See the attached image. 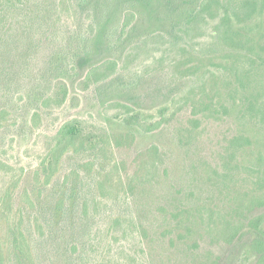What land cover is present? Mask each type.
Returning <instances> with one entry per match:
<instances>
[{
  "label": "rangeland",
  "instance_id": "obj_1",
  "mask_svg": "<svg viewBox=\"0 0 264 264\" xmlns=\"http://www.w3.org/2000/svg\"><path fill=\"white\" fill-rule=\"evenodd\" d=\"M201 1L0 0V264H257L264 0Z\"/></svg>",
  "mask_w": 264,
  "mask_h": 264
},
{
  "label": "trees",
  "instance_id": "obj_2",
  "mask_svg": "<svg viewBox=\"0 0 264 264\" xmlns=\"http://www.w3.org/2000/svg\"><path fill=\"white\" fill-rule=\"evenodd\" d=\"M182 0H168L172 5H179ZM213 0H202L201 1V8L199 11H203L208 3ZM197 13L191 15L188 18V21H192L194 16L197 17ZM137 19V14L134 10L128 9L126 11L124 20L122 21V34L125 33L126 29ZM85 61L84 63L87 62L88 57L84 58ZM112 61L107 60L105 63L106 65L110 64ZM100 66H96L95 68H99ZM95 68H92L89 73L87 74V77H90L93 72H95ZM61 89V92L59 91ZM55 94H58L57 96H53L51 98H47L44 100L45 105H51L50 103H55L56 106H61L64 104L67 100L68 97V86L65 81L59 80L57 82V91ZM47 101H50L48 103ZM130 111L134 110L133 107L131 106H126ZM136 117V116H133ZM161 125V122H155L153 124H146L145 125V130L147 131H154L158 129ZM83 129L81 128V124L78 122V120H71L65 124H63L57 133L56 137H54V141L49 149V153L46 155L45 159H49L48 167L50 168L51 166L54 165L56 162L55 155L56 152L61 153L70 145H73L74 141L78 139V137L81 135ZM261 138H258L259 141L264 142V133H260ZM133 138V135L131 133L128 134V137ZM46 161V160H45ZM44 163V162H43ZM48 183V181L46 182ZM249 219L243 221V226L237 227L236 230H240L239 232L242 233L243 236H246L247 241L250 246V250L256 255L257 257V264H264V213H261L257 216L254 217H247ZM244 229V230H243ZM238 232V233H239ZM239 233V234H240ZM236 233L232 234L230 238L228 239V244L232 243L233 240L237 235ZM25 240L23 238V233L20 234V239L18 240L16 246V255L20 257L21 261L23 262L26 260V251H25ZM227 254V252H226ZM219 261L221 263L220 258L214 259V264H219Z\"/></svg>",
  "mask_w": 264,
  "mask_h": 264
}]
</instances>
